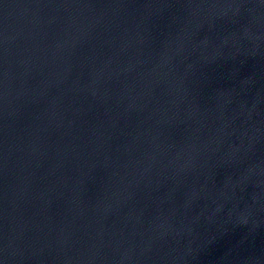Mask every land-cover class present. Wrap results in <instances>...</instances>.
<instances>
[{
	"label": "water",
	"instance_id": "water-1",
	"mask_svg": "<svg viewBox=\"0 0 264 264\" xmlns=\"http://www.w3.org/2000/svg\"><path fill=\"white\" fill-rule=\"evenodd\" d=\"M0 264H264V0H0Z\"/></svg>",
	"mask_w": 264,
	"mask_h": 264
}]
</instances>
